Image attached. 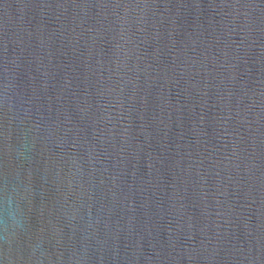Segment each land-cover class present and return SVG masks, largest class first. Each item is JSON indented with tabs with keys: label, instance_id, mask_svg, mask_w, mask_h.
Returning a JSON list of instances; mask_svg holds the SVG:
<instances>
[{
	"label": "water",
	"instance_id": "1",
	"mask_svg": "<svg viewBox=\"0 0 264 264\" xmlns=\"http://www.w3.org/2000/svg\"><path fill=\"white\" fill-rule=\"evenodd\" d=\"M0 264H264V0H0Z\"/></svg>",
	"mask_w": 264,
	"mask_h": 264
}]
</instances>
